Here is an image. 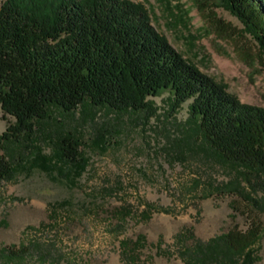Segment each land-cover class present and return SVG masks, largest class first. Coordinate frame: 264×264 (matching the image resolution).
Returning <instances> with one entry per match:
<instances>
[{"label": "rangeland", "instance_id": "rangeland-1", "mask_svg": "<svg viewBox=\"0 0 264 264\" xmlns=\"http://www.w3.org/2000/svg\"><path fill=\"white\" fill-rule=\"evenodd\" d=\"M133 1L185 59L241 102L264 107V46L223 0ZM169 94L150 97L155 115L96 108L92 118L90 106L54 109L35 141L51 153L65 133L79 140L89 164L76 184L31 167V143H9L10 157L23 167L0 182V246L42 243L49 261L21 264H132L122 241L144 234L139 264H186L180 251L193 238L183 233L209 240L234 227L246 230L253 220L264 225V176L252 187L237 168L184 140L191 100L174 113ZM14 120L0 110V132ZM101 138L106 151L96 145ZM230 184L253 199L227 191ZM52 206L56 221L49 219ZM119 210L131 215L118 217ZM258 255L256 264H264V236Z\"/></svg>", "mask_w": 264, "mask_h": 264}, {"label": "trees", "instance_id": "trees-1", "mask_svg": "<svg viewBox=\"0 0 264 264\" xmlns=\"http://www.w3.org/2000/svg\"><path fill=\"white\" fill-rule=\"evenodd\" d=\"M223 2L264 46V0ZM164 92L170 93L167 99L174 113L191 100L184 140L237 168L242 181L252 187L261 180L264 107L241 102L223 83L185 59L157 31L142 3L0 0V110L15 119L0 132V182L11 179L23 167L10 157L7 145L27 141L33 146L31 167L49 175L57 171L76 184L89 164L79 140L71 132L65 133L51 153L35 141L42 134V123L54 117V109L75 112L90 106L92 118L96 108L155 115L158 108L150 97ZM95 142L101 151L107 150L106 138ZM225 188L253 199L231 184ZM130 215L128 211L116 213L124 219ZM49 219L58 220L56 206H52ZM179 235L193 238V243L180 251L186 264H256L264 225L253 220L246 230L234 227L209 240L196 238L192 230ZM41 245L32 240L0 246V262H48ZM146 246L144 234L122 241L132 264H139Z\"/></svg>", "mask_w": 264, "mask_h": 264}]
</instances>
